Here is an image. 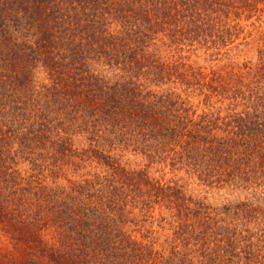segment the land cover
<instances>
[{"label":"trees","instance_id":"trees-1","mask_svg":"<svg viewBox=\"0 0 264 264\" xmlns=\"http://www.w3.org/2000/svg\"><path fill=\"white\" fill-rule=\"evenodd\" d=\"M238 3L264 0H0V264H264V245L240 229L254 216L249 204L223 208L222 217L148 170L158 163L209 185L264 184V68L248 87L242 77L216 84L215 73L204 83L208 76L179 73L156 54L166 38L208 39L220 12ZM42 71L51 83L38 87ZM173 78L207 101L235 103L226 116L197 114L149 87ZM245 87L253 112H237ZM85 133L149 166L79 152L75 138ZM94 161L107 171L67 178ZM157 207L175 229L168 249L157 248Z\"/></svg>","mask_w":264,"mask_h":264},{"label":"rangeland","instance_id":"rangeland-1","mask_svg":"<svg viewBox=\"0 0 264 264\" xmlns=\"http://www.w3.org/2000/svg\"><path fill=\"white\" fill-rule=\"evenodd\" d=\"M238 4L241 7L227 8L224 13L220 12L221 23L211 30V33L206 32V35L210 36L208 39H200L194 42L187 41L184 44L177 45L172 44L171 40L166 38L164 45L161 43L162 41L158 42L160 49L156 52L157 56L171 66L176 65L179 73L201 72L208 76L203 81L204 83L209 82L212 73H215L220 81L216 84L222 81L230 83L231 78L238 80L242 77L243 84L248 87L253 76L261 68H264V3H260L253 8H247L243 3ZM151 52L154 53V49H151ZM96 67L98 71L105 73L110 78L115 74L109 66L96 65ZM50 83L47 74L43 71L38 74V87L50 85ZM262 86L264 88V82ZM149 87L159 95H166L169 92L175 93L182 100L188 101L189 106L197 111V114L218 113L221 111V116H226L230 112L231 105L235 103V101L224 100L222 97L216 96L207 101L205 94L201 95L200 88L196 86L189 88L176 78H173L170 82L166 80L163 84L154 83ZM247 90L246 87L243 89L245 92ZM205 92L207 93V90ZM208 94H211V91L208 90ZM248 95L250 96L249 90L247 91L246 102L241 101L240 98L238 99L242 105L237 108V112H253L255 101L254 99L248 100L250 99ZM260 96H263L262 92H260ZM96 139L92 134H81L75 138V148L79 152L97 150L103 155L112 157V161L118 159L122 167L132 170L146 169L149 166L147 158L119 147V144H115V140ZM107 169V167L99 165L97 161L86 162L77 173L74 172L73 168L67 171V178L77 180L89 175L106 172ZM148 170L151 177L155 179L178 181L185 186L188 193L205 198L207 205L219 209L222 217H226L223 208H235L238 204H249L254 210V216L247 220L244 227L240 226L241 230L244 229L242 235L244 238L252 236L254 243L264 245V184L229 185L215 183L209 185L200 181L197 176L188 174L186 170L172 169L170 166L165 167V165L158 163L151 165ZM64 178V176L61 178V182L64 181ZM234 213V209L229 213L230 219L235 217ZM154 215L157 248L168 249L167 247H170V243L173 241L175 230L169 225L170 216L164 211L161 214L158 207ZM161 217H167V221L160 226L159 220Z\"/></svg>","mask_w":264,"mask_h":264}]
</instances>
